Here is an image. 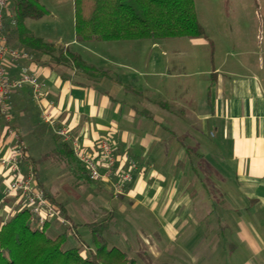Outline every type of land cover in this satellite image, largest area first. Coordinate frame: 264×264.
Returning <instances> with one entry per match:
<instances>
[{"label":"crops","instance_id":"1","mask_svg":"<svg viewBox=\"0 0 264 264\" xmlns=\"http://www.w3.org/2000/svg\"><path fill=\"white\" fill-rule=\"evenodd\" d=\"M52 44L69 47L60 39ZM255 51L253 59H210L196 71L188 62L178 69L159 58L145 66L113 58L86 62L79 55L95 70L90 73L30 52L18 62L6 56L5 73L15 78L25 69L42 80V105L86 151L95 153L104 138L119 166L137 163L123 193L60 163L75 190L88 192L96 218L107 213L111 221L115 209L133 215L153 234L154 247L148 245L182 264H264V43ZM8 105L9 124L0 115V155L18 140L23 170L32 169L33 159L37 180L71 222L67 204L57 201L58 187L41 181L31 151L39 142L51 153L54 132L41 121L28 86L14 90ZM9 180L0 165V196ZM11 204L0 208L1 221Z\"/></svg>","mask_w":264,"mask_h":264},{"label":"rangeland","instance_id":"2","mask_svg":"<svg viewBox=\"0 0 264 264\" xmlns=\"http://www.w3.org/2000/svg\"><path fill=\"white\" fill-rule=\"evenodd\" d=\"M10 3L8 0V7ZM39 3L48 13L39 18L25 19L26 30L48 43H55L58 39L62 44L67 42L68 50L78 53L86 62L93 60L102 63L113 58L136 60L146 66L148 61L159 58L163 62H177L178 69L185 67L188 62V69L196 71L207 68L210 59H253L255 50L264 43V0H193L197 21L204 31L203 36L194 37L195 39L175 37L156 40L87 41L76 44L69 43L74 40L73 0H39ZM55 48L56 56L69 60L66 56L69 51L65 47ZM208 137L212 138L209 134ZM50 138L52 139L51 135ZM46 150L47 148L39 142L32 146L31 151L34 152L39 177L44 186L58 187L57 201L67 204L71 220L70 226L57 220L51 221L46 233L55 237L65 232V248L78 247L82 253L87 252L86 247L93 250L87 223L93 221L98 214L88 201V192L83 194L82 190H75L72 180L59 173L60 165L54 156H47ZM2 195L3 192L0 198ZM60 215L66 218L63 214ZM96 219L100 220L97 223H104L99 232L108 246H115L126 252L127 256L135 261L134 264H182L172 260L168 253H160L151 248L154 247L153 234L147 233L133 215H125L115 209L113 220L108 221L107 213L103 215V220ZM150 241L151 247L148 245Z\"/></svg>","mask_w":264,"mask_h":264},{"label":"trees","instance_id":"3","mask_svg":"<svg viewBox=\"0 0 264 264\" xmlns=\"http://www.w3.org/2000/svg\"><path fill=\"white\" fill-rule=\"evenodd\" d=\"M9 1L15 25L12 26L8 19L5 20L4 34L8 45L29 53H37L38 56H49L53 61H70L75 68L86 73L95 71L75 52H66L69 60L56 56V48L52 43L34 37L26 30L25 19L39 18L48 13L39 0ZM73 6L74 38L79 43L194 38L204 35L196 18L193 0H73ZM15 42L17 44L14 45ZM52 140L54 148L47 156H54L59 165L61 162L75 164L79 170H82V174L90 179L73 156L67 143L61 141L55 134H52ZM30 161L34 180L43 188L37 180L34 160L30 158ZM58 208L63 214L62 209ZM47 224L42 228L37 227L27 209L15 211L4 222L0 220V264H134L135 262L118 247L108 246L99 232V229L104 227V223L88 224L93 250L86 247L87 252L84 253L78 247H64L65 232L55 237L47 235L45 232Z\"/></svg>","mask_w":264,"mask_h":264},{"label":"built area","instance_id":"4","mask_svg":"<svg viewBox=\"0 0 264 264\" xmlns=\"http://www.w3.org/2000/svg\"><path fill=\"white\" fill-rule=\"evenodd\" d=\"M8 0H0V115L6 122L11 121L9 112V97L14 90L28 86L31 97L38 106L39 117L55 135L70 145V149L77 162L85 169L90 180H100L108 184L114 193H123L132 180L133 172L137 168L134 160L127 159L126 164L119 166L117 157L109 140L102 138L95 153H90L80 146L77 139L72 137L68 129L59 125L53 113L41 103L46 84L35 74L25 69L18 77L9 78L5 73V57L11 62L30 59L29 52L7 44L4 34L5 20L15 25V19L8 7ZM52 106V103H49ZM7 131L17 139V131L7 127ZM22 149L17 140L6 153L0 155V165L9 169L10 180L5 186L0 198V208L11 202L8 216L15 211L27 209L34 218L36 226L42 228L45 224L57 220L70 226L71 223L60 215L59 208L50 200L45 190L39 187L30 167L23 170L21 165ZM10 214V215H9ZM4 222V220H3Z\"/></svg>","mask_w":264,"mask_h":264}]
</instances>
